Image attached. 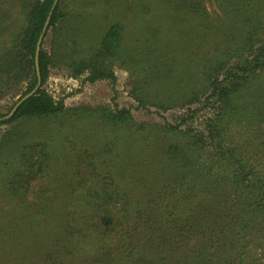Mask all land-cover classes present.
Listing matches in <instances>:
<instances>
[{
  "label": "trees",
  "instance_id": "trees-1",
  "mask_svg": "<svg viewBox=\"0 0 264 264\" xmlns=\"http://www.w3.org/2000/svg\"><path fill=\"white\" fill-rule=\"evenodd\" d=\"M216 1L225 7L227 12H223L233 20L240 21L244 13L253 14V19L243 21L241 40L234 37L231 40H235L234 46L220 50V58L209 68L203 67L205 78L188 85V88L175 91L174 99L166 95L157 102L149 95V85L133 93L142 109L156 107L167 111L179 106L187 108V113L178 119L179 123L163 125L162 135L170 137L167 144L152 140L151 134H143L134 151L125 147L120 150L118 147L122 154L117 157L112 155L110 147L103 148L104 152L97 159L101 171L95 168L96 164L89 157L86 160L79 158L76 173L80 180L68 192L62 186L66 192L61 197L49 194L40 203L29 202V205L28 193L35 179L43 174L48 156L43 153L39 158L35 147L31 148L28 156L24 155L29 167L25 172L19 171L17 181L10 184L16 193H12L13 209L17 210L0 216V241L10 243L9 251L12 253L15 243L11 240L12 235L20 232L18 227L21 228V243L15 244L20 247V254L15 255L8 264H30L29 253L34 250L39 252L37 257H40L34 264H161L166 256L161 258L158 250H162L165 245L174 248L173 242L170 244L168 240L171 235L167 232L173 228L183 234L179 241L181 246L175 249L187 248L190 235L198 230L201 248L207 250L210 247L226 259L245 258L249 254L250 239L262 241L264 167L261 170L250 165V161L246 162L241 149L226 148L224 132L226 126L234 122L239 111L247 109L244 106L250 108L255 105L252 87L256 74L261 70L264 79V40L258 39L264 0ZM53 3L54 0L37 1L28 14L25 34L18 48L0 54V84L4 81L12 84L24 81L27 76L32 77L33 82L23 96L37 86L36 45ZM172 7L186 9L183 16L189 22L183 26L186 32L184 36H190L191 43L200 38L197 42L201 48L206 45L215 26L210 22L211 15L204 3L201 0H180L178 6ZM61 16L58 2L49 27L55 30ZM124 33L123 25L116 23L110 26L100 38L98 56L117 58L122 52ZM166 52L163 51L164 54ZM150 53L153 58L162 55L159 48ZM52 63V56L42 47L38 61L41 77L39 89L21 103L12 118L1 121L0 126L28 118L57 116L66 111L64 100L53 98L43 88ZM204 63L202 59L201 65ZM195 65H198V61ZM75 69L76 76L88 71L85 79L90 83L116 81L112 71L92 59L82 60L75 65ZM184 70L180 77L192 79L189 66ZM177 79L172 83L178 88L182 80ZM159 93L156 92V99ZM201 97H207L208 101L214 99V105L219 102L220 107L216 117L203 122V131L187 123L197 117L198 110L191 107L200 103ZM103 116L115 129L126 130V124L132 122L131 114L126 109L115 108L112 113L104 111ZM12 135L9 132L0 141L2 158H10L6 153L9 150L8 137L12 138ZM189 140L192 141L190 146L186 142ZM104 156L107 161L101 160ZM121 161L123 164L119 168ZM167 174L166 180L162 179ZM128 182L137 184L147 192L145 198L136 199L127 194L125 185ZM200 185L212 190L209 192L208 207H214V219L215 213L220 221L228 219L222 221V231L215 220L214 226L203 225L206 219L211 218L199 213L203 202L193 201V192ZM84 189V193L76 194L77 190ZM163 192L168 194L167 199ZM117 204L121 208H114ZM26 205L30 208H25ZM33 207L36 210H32ZM24 242L32 244L26 247ZM88 242L94 245L88 262H83L78 260L82 258L79 252Z\"/></svg>",
  "mask_w": 264,
  "mask_h": 264
},
{
  "label": "rangeland",
  "instance_id": "rangeland-1",
  "mask_svg": "<svg viewBox=\"0 0 264 264\" xmlns=\"http://www.w3.org/2000/svg\"><path fill=\"white\" fill-rule=\"evenodd\" d=\"M37 1L39 0H0L1 55L13 48H18L25 34L28 14ZM201 1L211 15L210 22L215 26L208 42L202 48L197 42L200 38L191 43V37L184 36L186 32L183 26L189 22V19L184 17L186 9L172 7V5L178 6L180 0L58 1L62 16L55 30L48 28L41 46L52 56L53 61L43 88L53 98L63 99L66 111L57 116L28 118L0 126V141L9 132L13 133L12 138L8 137L9 150L6 153V156L10 155V158L0 157V216L17 210L13 209L12 197L16 193L11 189L10 184L17 181L16 176L19 171H27L29 162L24 155L28 156L32 147H35L39 158L43 153H47L48 161L43 174L32 183L28 193V205L29 202L40 203L49 194H57L61 197L63 192H66L62 186H65L68 192V189L80 180L76 173L79 158L86 160L89 157L91 162L96 164L95 168L101 171L97 159L100 153L104 152L103 148L110 147L112 155L115 154L117 157L118 154H122L120 150L123 147L134 151L139 139L143 138V134H151L152 140L157 143L164 142V145L170 141V137L162 135L163 125L179 123L178 119L187 113V108L179 106L167 111L156 107H150L149 110L142 109L133 96L134 91L149 85V95L157 102L164 99L166 95H168L167 98L174 99L175 91L182 90L184 87L188 88V85L205 78L203 67L209 68L220 58L222 53L220 50L234 46L235 40L231 41L234 37V39L241 40L240 29H243V21L254 18L252 13H244L240 21L233 20L227 13H224L227 10L221 6L220 2ZM262 11L261 31L258 34L260 41L264 40V7ZM116 23L125 27L122 52L117 58L98 56L100 38L110 26ZM157 48L161 49L162 55L153 58L150 52ZM164 50L167 51L165 54ZM84 59L95 60L112 71L116 81L103 80L90 83L85 79L88 71L76 76L75 65ZM202 59L205 61L204 65H201ZM187 66L190 68L189 76L191 74L192 79L187 76L180 77ZM256 75V81L252 87V94L254 91L256 99H254L255 105L250 108L244 106L247 109L244 111L241 109L234 122L231 121L226 126L224 136L226 148L241 149V152L245 154V161H250L249 164L262 170L264 167V99H262L264 79L262 70ZM176 79L182 80L178 88L172 83L176 82ZM31 82H33L32 77L27 76L21 82L7 84L4 81L0 84V118L7 116L17 102L24 97L23 94L28 90ZM157 91L160 95L156 99ZM206 98L201 97V102L191 107L194 110L197 109L198 114L194 120L187 122L188 125L200 131L204 130L203 122L208 118L216 117L220 109L219 102L214 105V99L208 101ZM115 108L126 109L130 112L132 122L126 124V130L115 129L103 116L104 111L112 113ZM186 142L188 146L192 143L191 140ZM101 160L107 161L106 156L101 157ZM122 164L123 161L120 162L119 168ZM167 176L168 174L162 179L166 180ZM125 186L127 194L133 195L136 199L145 198L147 192L141 190L137 184L128 182ZM85 189L77 190L76 194L84 193ZM210 190L200 185L193 192V201L203 202L198 211L211 218L206 219L203 225L214 226L213 221L215 220L219 222L218 228L222 231L224 227L222 221L228 219L220 221L216 213L214 219V207H208ZM162 194L166 199L168 198L166 192ZM28 207L30 208V206H25V208ZM36 207L38 208L37 205ZM36 207L32 210H36ZM114 208H121L120 204ZM209 217L206 216V218ZM17 229L20 232H14L11 238L15 241L14 253L9 251L10 243L4 244L0 241V264H8L15 255L20 254L21 249L15 244L21 243L22 235L21 228ZM171 231H167L171 235L168 240L170 244L173 242L174 248L165 245L162 250H158L161 258L166 256L161 264H186L187 262L190 264H240L243 259V264H264L263 235L262 241L250 239L249 254L245 258L226 259L224 255H220L210 247L207 250L201 248L198 243V230H194L190 235L187 248L175 249L181 246L179 241L182 240L183 234L178 233L174 228ZM31 244L26 242L25 246L28 247ZM93 245V242L86 243L83 251L79 252L82 258L78 260L88 262L87 258L92 253L90 250ZM38 253L36 250L30 251L28 263L34 264L38 261L40 259L37 257Z\"/></svg>",
  "mask_w": 264,
  "mask_h": 264
},
{
  "label": "water",
  "instance_id": "water-1",
  "mask_svg": "<svg viewBox=\"0 0 264 264\" xmlns=\"http://www.w3.org/2000/svg\"><path fill=\"white\" fill-rule=\"evenodd\" d=\"M58 1L59 0H54V3L52 5V8L49 12V15L46 19V22L44 24V27H43V30L39 36V39H38V42H37V45H36V52H35V66H36V73H37V78H38V82H37V86L31 91L29 92L28 94H26L24 97H22L18 102L17 104L13 107V109L11 110V112L3 117V118H0V122L1 121H6V120H9L10 118H12L14 116V114L16 113L17 109L19 108V106L21 105L22 102H24L25 100H27L28 98H30L33 94L36 93V91L39 89L40 85H41V77H40V72H39V64H38V61H39V55H40V50H41V46H42V42L44 40V36L49 28V24H50V20H51V17H52V14L58 4Z\"/></svg>",
  "mask_w": 264,
  "mask_h": 264
}]
</instances>
